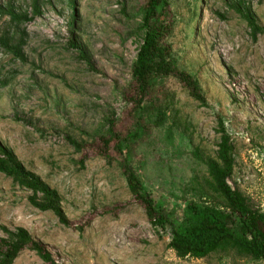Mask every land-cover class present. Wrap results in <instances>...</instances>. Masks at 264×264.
Returning a JSON list of instances; mask_svg holds the SVG:
<instances>
[{"label": "rangeland", "instance_id": "1", "mask_svg": "<svg viewBox=\"0 0 264 264\" xmlns=\"http://www.w3.org/2000/svg\"><path fill=\"white\" fill-rule=\"evenodd\" d=\"M167 1L173 31L165 42L176 71L199 82L205 105L177 75L154 77L142 109L134 103L144 37L137 30L149 0H39L42 14L27 25L28 62L0 45V139L59 193L70 222L35 209L31 192L0 173V239L2 228H25L56 264H264L237 252L179 259L172 227L154 228L128 189L126 157L175 224L189 222L192 202L225 210L206 189L204 163L216 158L222 122L234 147L229 183L264 213V35L254 41L238 13L251 8L264 28V0ZM33 3L14 4L33 16ZM7 21L0 17V36ZM111 129L121 154L102 143ZM14 264L46 263L26 249Z\"/></svg>", "mask_w": 264, "mask_h": 264}, {"label": "trees", "instance_id": "2", "mask_svg": "<svg viewBox=\"0 0 264 264\" xmlns=\"http://www.w3.org/2000/svg\"><path fill=\"white\" fill-rule=\"evenodd\" d=\"M15 0L0 4V17H7V29L0 36L1 47L15 60L28 62L25 47L27 45V25L42 14L39 0H34L33 13H23L16 9ZM167 0H149L144 8V19L137 32L143 33V44L133 67V81L136 85L138 100L134 103L142 109L144 100L151 88L150 80L156 76L177 75L188 88L191 96L205 105L197 79L187 73H178L172 59V48L165 39L173 31L172 24L166 20ZM238 13L247 22L254 41L264 35V28L256 19L251 8L238 9ZM75 47H79L74 44ZM82 56L89 62L87 56ZM90 63V62H89ZM216 158L205 160L208 176L205 186L209 193L216 195L225 205L221 210L211 204L192 202L188 205L189 222L185 225L175 224L170 213L158 207L157 201L149 194L133 167V161L126 157L120 164L132 196L145 208L150 224L154 228L165 230L172 227V240L169 244L179 259H205L217 253L237 252L254 260H264V213L257 209L249 198L235 190L229 181L235 169L234 147L231 136L220 122ZM131 134L127 141L137 138ZM77 152L83 145L69 138ZM106 149L112 145L120 154L123 142L113 129L102 138ZM0 173L11 179L19 188L31 192L29 203L41 212H52L59 222L69 227L70 222L62 207L59 193L42 179L29 171L15 152L0 139ZM203 198V197H202ZM7 238L0 239V264H14L20 254L29 249L35 252L46 264H56L52 254L39 242L35 241L28 230L18 228L11 231L2 228Z\"/></svg>", "mask_w": 264, "mask_h": 264}]
</instances>
